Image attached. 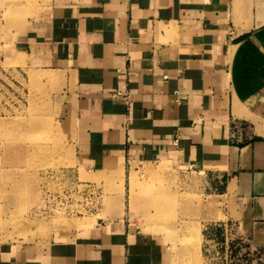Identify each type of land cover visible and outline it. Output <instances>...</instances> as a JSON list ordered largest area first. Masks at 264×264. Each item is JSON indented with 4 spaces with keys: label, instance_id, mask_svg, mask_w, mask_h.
Here are the masks:
<instances>
[{
    "label": "crops",
    "instance_id": "0c3cea01",
    "mask_svg": "<svg viewBox=\"0 0 264 264\" xmlns=\"http://www.w3.org/2000/svg\"><path fill=\"white\" fill-rule=\"evenodd\" d=\"M0 49L59 76L85 171L169 158L207 172L264 253V0H0ZM0 264L171 261L121 216L0 241Z\"/></svg>",
    "mask_w": 264,
    "mask_h": 264
},
{
    "label": "rangeland",
    "instance_id": "374dc122",
    "mask_svg": "<svg viewBox=\"0 0 264 264\" xmlns=\"http://www.w3.org/2000/svg\"><path fill=\"white\" fill-rule=\"evenodd\" d=\"M58 78L0 49V241L125 216L168 243L171 264H264L226 219L211 174L169 158L112 171L78 165Z\"/></svg>",
    "mask_w": 264,
    "mask_h": 264
},
{
    "label": "built area",
    "instance_id": "2783aa9c",
    "mask_svg": "<svg viewBox=\"0 0 264 264\" xmlns=\"http://www.w3.org/2000/svg\"><path fill=\"white\" fill-rule=\"evenodd\" d=\"M113 96H124V93L123 92H115L114 94H112ZM230 138L235 140V141H240L241 140V130H240V127L238 126H234L233 127V130L231 132V135H230Z\"/></svg>",
    "mask_w": 264,
    "mask_h": 264
},
{
    "label": "bare ground",
    "instance_id": "6f19581e",
    "mask_svg": "<svg viewBox=\"0 0 264 264\" xmlns=\"http://www.w3.org/2000/svg\"><path fill=\"white\" fill-rule=\"evenodd\" d=\"M38 135V134H37Z\"/></svg>",
    "mask_w": 264,
    "mask_h": 264
}]
</instances>
